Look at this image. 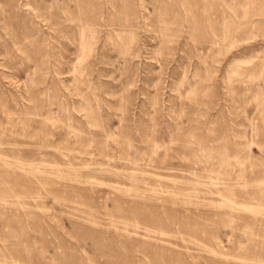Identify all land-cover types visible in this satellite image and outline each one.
<instances>
[{
    "label": "rangeland",
    "instance_id": "374dc122",
    "mask_svg": "<svg viewBox=\"0 0 264 264\" xmlns=\"http://www.w3.org/2000/svg\"><path fill=\"white\" fill-rule=\"evenodd\" d=\"M0 264H264V0H0Z\"/></svg>",
    "mask_w": 264,
    "mask_h": 264
}]
</instances>
